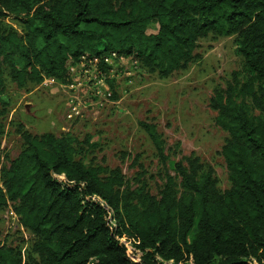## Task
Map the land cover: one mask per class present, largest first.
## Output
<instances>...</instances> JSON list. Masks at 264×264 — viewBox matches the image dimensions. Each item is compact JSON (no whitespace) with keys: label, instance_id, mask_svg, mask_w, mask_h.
Wrapping results in <instances>:
<instances>
[{"label":"trees","instance_id":"16d2710c","mask_svg":"<svg viewBox=\"0 0 264 264\" xmlns=\"http://www.w3.org/2000/svg\"><path fill=\"white\" fill-rule=\"evenodd\" d=\"M212 34L237 37L245 73L210 102L228 134L230 189L194 155L171 172L153 124L140 128L158 162V194L142 166L127 181L120 168L86 163L70 135L22 132L23 150L0 173V212L12 207L33 241L24 261L0 229V264H264V0H0V92L6 73L25 91L45 80L69 86L83 57L101 59L108 80L104 60L115 54L166 79L189 69Z\"/></svg>","mask_w":264,"mask_h":264},{"label":"rangeland","instance_id":"374dc122","mask_svg":"<svg viewBox=\"0 0 264 264\" xmlns=\"http://www.w3.org/2000/svg\"><path fill=\"white\" fill-rule=\"evenodd\" d=\"M4 23L21 32L17 20L6 18ZM195 54L189 69L166 79L143 68L136 69L131 59L114 62L105 86L99 87L88 74L80 76L71 89L45 80L25 91L6 73L5 89L0 92V173L23 150L22 132L33 136L70 135L86 156V163L120 168L127 181L135 180L142 166L150 188L158 194L163 182L152 144L140 128V123L145 122L155 125L164 136L171 172L173 163L197 156L214 169L219 189L226 192L231 182L222 149L228 134L216 124L217 114L210 102L215 91L225 89L235 74L245 79L243 60L236 36L212 34L199 42ZM87 139L96 148L89 149ZM58 179L65 181L64 177ZM0 229L2 243L21 250L25 261L33 237L20 225L12 207L0 212ZM122 242L128 256L139 263L142 254L125 240Z\"/></svg>","mask_w":264,"mask_h":264},{"label":"built area","instance_id":"2783aa9c","mask_svg":"<svg viewBox=\"0 0 264 264\" xmlns=\"http://www.w3.org/2000/svg\"><path fill=\"white\" fill-rule=\"evenodd\" d=\"M126 60V58H118V56L115 54L109 58H106L104 60V63L110 67H113L114 62H124ZM101 62L102 60L99 58L88 59L86 57H83L80 65L71 68L73 83L66 87H68V89L74 88L77 82L80 81V76L86 77L88 74L92 78L91 81H93L94 84L97 85V87L105 86L107 79L103 78V74L99 69ZM100 90V88H97V91H99L98 93H100ZM73 110L74 112H77L78 109L74 108Z\"/></svg>","mask_w":264,"mask_h":264}]
</instances>
